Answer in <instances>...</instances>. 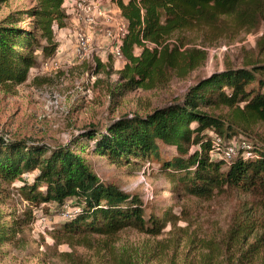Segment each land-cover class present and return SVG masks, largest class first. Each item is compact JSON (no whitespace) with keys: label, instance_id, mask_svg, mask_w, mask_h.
I'll use <instances>...</instances> for the list:
<instances>
[{"label":"trees","instance_id":"trees-1","mask_svg":"<svg viewBox=\"0 0 264 264\" xmlns=\"http://www.w3.org/2000/svg\"><path fill=\"white\" fill-rule=\"evenodd\" d=\"M104 1L116 5L126 23L121 87L150 88L176 66L175 47L162 42L176 26V5L172 0ZM193 1L202 16L238 0ZM33 3L0 20V89L29 80L36 83L41 64L68 42L58 36L62 29H72L68 0ZM257 124L264 127V60L213 72L190 85L179 99L143 115L110 120L103 128H83L63 144L11 141L0 135V244L22 238L46 205L61 207L67 200L73 212L58 220L54 239L71 246L78 240L92 247V236L113 239L128 229L158 236L167 223L177 220L170 208L147 212L140 195L100 178L89 163L93 155L130 170L156 168L176 194L202 199L234 191L245 194L257 201L258 224L264 230V139L249 135ZM215 137H239L249 144L251 156L237 149L229 160L214 158ZM250 225L246 218L230 226L238 230L235 244L241 245L232 264H247L261 254L256 238L248 242L247 235L255 232Z\"/></svg>","mask_w":264,"mask_h":264},{"label":"rangeland","instance_id":"rangeland-1","mask_svg":"<svg viewBox=\"0 0 264 264\" xmlns=\"http://www.w3.org/2000/svg\"><path fill=\"white\" fill-rule=\"evenodd\" d=\"M172 1L177 8L176 26L162 42L175 47L176 66L150 88L127 91L121 87L119 72L123 63L105 58L102 51L107 42L96 32L94 57L74 64L68 54V41L56 54L62 62L58 71L38 72L36 83L29 80L11 89H0V135L11 141L63 144L83 128H103L110 120L143 115L179 99L190 85L213 72L264 60V0H238L221 11L208 9L210 14L202 16L197 15L199 6L193 0ZM33 4V0H1L0 20L15 9ZM54 95L58 96L56 107L49 106ZM249 135L255 140L264 139V127L253 126ZM232 140L238 144L241 139ZM89 159L100 178L140 195L148 205L147 212L161 213L170 208L177 220L167 223L158 236L128 229L113 239L92 236V247L78 240L71 246L57 243L54 231L61 214L73 212L72 202L67 200L61 207L46 205L44 213L37 214V218H45L44 222L36 221L25 228L22 238L0 244V264H232L241 245L235 244L238 230L230 226L245 223L246 218L255 231L251 237L247 235L248 242L256 238L261 252L249 258L247 264H264V235H260L264 230L258 224L261 216L256 200L236 191L211 199L176 194L156 168L139 166L130 170L94 155ZM147 186L152 190L151 200L146 198Z\"/></svg>","mask_w":264,"mask_h":264},{"label":"built area","instance_id":"built-area-1","mask_svg":"<svg viewBox=\"0 0 264 264\" xmlns=\"http://www.w3.org/2000/svg\"><path fill=\"white\" fill-rule=\"evenodd\" d=\"M71 5L70 24L73 27V41L68 50L71 62L80 64L92 57L97 44L96 32H100L107 42L105 51H102L105 58L110 57L115 62L124 64L122 54V43L126 34V23L120 14L119 8L114 4H108L104 0H68ZM63 56V55H62ZM61 57H53L45 60L40 67L41 74H50L61 68ZM58 105V96L54 95L49 100V106ZM212 156L217 159L229 160L237 149H242L246 156H251L249 144L240 140L236 144L230 139L227 144L222 138L215 137L212 141ZM216 156V157H215ZM147 200L152 199V190L145 188ZM68 217V214H61V218ZM36 221L44 222L45 218L40 217ZM35 221V222H36Z\"/></svg>","mask_w":264,"mask_h":264},{"label":"crops","instance_id":"crops-1","mask_svg":"<svg viewBox=\"0 0 264 264\" xmlns=\"http://www.w3.org/2000/svg\"><path fill=\"white\" fill-rule=\"evenodd\" d=\"M69 25L71 26V24H70V22H69ZM72 29H73V27H72ZM72 29H67V28H64V29H62L61 31H59V38H62L63 39V42H67V41H69V39L71 38V34H70V31L72 30ZM66 44H68V42L66 43Z\"/></svg>","mask_w":264,"mask_h":264}]
</instances>
